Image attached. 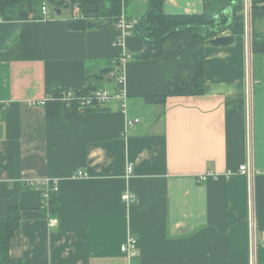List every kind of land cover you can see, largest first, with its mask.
I'll return each instance as SVG.
<instances>
[{"label":"crops","instance_id":"0c3cea01","mask_svg":"<svg viewBox=\"0 0 264 264\" xmlns=\"http://www.w3.org/2000/svg\"><path fill=\"white\" fill-rule=\"evenodd\" d=\"M239 2L165 0L164 12L214 16ZM50 10L39 20H0V102L9 104L0 115V219L11 201L21 210L11 257L23 264H250L252 218L257 264H264V53L247 55L243 2L222 34L232 45L181 33L165 41L162 57L125 62V113L113 103L77 115L60 107L54 116L29 101L70 87L115 90L123 53L145 48L134 34L120 46L116 25L72 31L70 9ZM147 13L148 0L127 1L129 20ZM256 28L264 33V21ZM200 51L204 94L169 96L172 80L194 79ZM250 148L251 181L237 173ZM78 171L87 176L73 178ZM207 173L215 177L202 181ZM48 182L58 188L54 217L43 212ZM125 193L137 202L123 203ZM129 235L139 242L133 259L121 252Z\"/></svg>","mask_w":264,"mask_h":264},{"label":"trees","instance_id":"16d2710c","mask_svg":"<svg viewBox=\"0 0 264 264\" xmlns=\"http://www.w3.org/2000/svg\"><path fill=\"white\" fill-rule=\"evenodd\" d=\"M127 1L125 0V11ZM63 0H0V20L28 21L43 18V6L61 10ZM239 3L232 4L228 9L217 15L208 16H170L164 12L165 0H148V13L138 19L134 35L144 43V51L132 55V60L149 61L162 57L165 41L176 35L185 34L190 40L199 39L205 45L216 37L222 36L229 30L234 22V12ZM79 6V15L74 14V7ZM239 4V5H238ZM71 17L68 27L72 31H87L108 25H116L123 13V0H71L68 5ZM127 17V16H126ZM128 18V17H127ZM264 21V0H252V52L264 53V33L256 28L257 22ZM119 64V61L117 62ZM195 77L191 81L174 79L170 83L169 96H199L205 89V55L200 51L195 58ZM113 69L104 71L110 74ZM85 91L96 89L92 86L84 88ZM99 89V88H98ZM163 98H149L150 103H162ZM61 105L50 103L45 109L48 116L59 113ZM98 108L96 110H100ZM94 111V110H93ZM68 115H77L76 106L67 109ZM90 112V111H88ZM44 215L54 217L58 213L57 193H51L48 207ZM21 210L17 201H11L8 206V216L0 219V264H23L21 260L11 257L10 245L13 237L20 227Z\"/></svg>","mask_w":264,"mask_h":264},{"label":"built area","instance_id":"2783aa9c","mask_svg":"<svg viewBox=\"0 0 264 264\" xmlns=\"http://www.w3.org/2000/svg\"><path fill=\"white\" fill-rule=\"evenodd\" d=\"M245 9V14L247 16V49L248 54L252 52V0H242ZM43 15L48 17L51 10L47 5L43 6ZM74 14L77 16L76 12ZM138 24L137 20H129L125 14V0H123V13L116 24L118 29L117 43L120 46L125 45V41L133 35L134 30ZM253 53V52H252ZM132 59V55L128 53H123L122 57L119 59L118 71H114L112 77L116 80L115 90L107 89H90L85 91L84 88H66L60 90H51L47 95L40 100L29 101L30 106L46 107L50 103H58L61 107L70 109L76 106L79 113H86L88 111H93L98 108L107 107L113 103H118L119 110L123 113L127 111V91L125 87V77L122 73L123 65L125 62ZM9 107L8 103L0 102V115L4 113ZM139 123L138 119L128 120L125 125V131L134 127ZM132 172V168H129L128 175ZM238 174L244 175L249 181L255 178V170L253 164V154L252 149H249L248 160L242 165L237 171ZM234 173H229L228 176H232ZM87 174L83 171H78L73 175V178L86 177ZM210 177H215L213 173H207L201 177L202 181L208 180ZM47 189L44 192L45 205L48 207V201L51 193H57L58 188L55 183L48 182ZM122 202L126 205H133L137 202V198L130 194L125 193L122 196ZM51 223L55 225V221L51 220ZM254 219L251 218L249 222V235H250V264H257V259L255 255V243H256V231H255ZM139 242L138 238L134 235H129L127 242L121 247V252L128 258L133 259L138 256Z\"/></svg>","mask_w":264,"mask_h":264},{"label":"water","instance_id":"95a60500","mask_svg":"<svg viewBox=\"0 0 264 264\" xmlns=\"http://www.w3.org/2000/svg\"><path fill=\"white\" fill-rule=\"evenodd\" d=\"M56 14H61V11L53 9ZM234 43V38L227 36H219L210 41V45L214 47H228Z\"/></svg>","mask_w":264,"mask_h":264},{"label":"rangeland","instance_id":"374dc122","mask_svg":"<svg viewBox=\"0 0 264 264\" xmlns=\"http://www.w3.org/2000/svg\"><path fill=\"white\" fill-rule=\"evenodd\" d=\"M63 1H64V2H63V4L60 6V8H61V10L64 11L65 15H68V14L70 13V11L68 10V5H69V6L71 5V0H63ZM76 5H77V4H76ZM78 7H79L78 5L74 7V11L76 12L77 15L80 14V13H79V8H78ZM52 9H54V8H52ZM107 88H108V89H111V86H108Z\"/></svg>","mask_w":264,"mask_h":264}]
</instances>
